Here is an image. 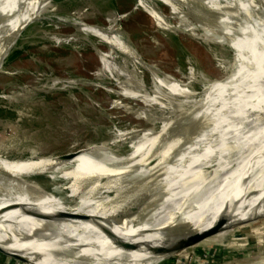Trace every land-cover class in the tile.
Returning <instances> with one entry per match:
<instances>
[{
    "label": "bare ground",
    "instance_id": "1",
    "mask_svg": "<svg viewBox=\"0 0 264 264\" xmlns=\"http://www.w3.org/2000/svg\"><path fill=\"white\" fill-rule=\"evenodd\" d=\"M2 1L0 72L20 32L52 0ZM160 1L205 30L207 42L231 47L237 69L198 96L152 71L160 88L196 106L129 155L95 146L60 163L0 159V246L7 252L34 264H161L191 250L220 216L232 223L264 217V0ZM151 2L138 5L155 16ZM87 32L135 57L116 35ZM108 57L105 70L117 74ZM50 171H63L73 194L86 196L75 208L27 194L29 185L27 193L15 191ZM116 243L141 247L131 252Z\"/></svg>",
    "mask_w": 264,
    "mask_h": 264
},
{
    "label": "rangeland",
    "instance_id": "2",
    "mask_svg": "<svg viewBox=\"0 0 264 264\" xmlns=\"http://www.w3.org/2000/svg\"><path fill=\"white\" fill-rule=\"evenodd\" d=\"M138 2L52 0L27 25L14 49L23 54L0 72V159L25 162L76 151L91 154L88 149L95 146L129 155L196 106L160 88L152 71L198 96L237 69L234 50L207 42V32L190 19L173 15L160 0L149 3L155 10L151 16ZM83 26L116 35L135 57ZM106 55L117 74L105 70ZM128 94L158 99L144 102ZM71 184L63 171H50L25 179L15 191L27 193L24 186L29 185L33 192L27 194H47L73 209L86 196L74 195ZM258 227H264V217L214 237L226 240ZM203 243L161 264L181 262ZM7 262L17 261L0 254V264Z\"/></svg>",
    "mask_w": 264,
    "mask_h": 264
},
{
    "label": "crops",
    "instance_id": "3",
    "mask_svg": "<svg viewBox=\"0 0 264 264\" xmlns=\"http://www.w3.org/2000/svg\"><path fill=\"white\" fill-rule=\"evenodd\" d=\"M203 242V248L184 257L183 261L168 264H264V227L226 240L212 237Z\"/></svg>",
    "mask_w": 264,
    "mask_h": 264
},
{
    "label": "water",
    "instance_id": "4",
    "mask_svg": "<svg viewBox=\"0 0 264 264\" xmlns=\"http://www.w3.org/2000/svg\"><path fill=\"white\" fill-rule=\"evenodd\" d=\"M2 4H3V1L0 0V6ZM22 32H23V30L20 32V34H19L16 42L13 44V46H11L9 48L7 55L3 58L2 67L6 63V60L8 59V57L14 51V49H15L17 43H18V40H19ZM82 152L83 151H76V152L65 153V154H62L60 156L51 158V161H52V163H60V162L66 161L68 159H71V158H73L75 156H78ZM176 218H179V216H177ZM207 220H208V218H203L200 221L203 222V221H207ZM231 220H230V217L227 216V215L220 216L218 218V220L216 221V223L212 226V228H214L213 231H211L210 233H207L205 235H202V236L198 237L195 240V246L198 245V244H200V243H202L203 241H205V240H207L209 238H212V237H214V236H216L218 234H221V233L225 232L229 228H233V227H237L239 225H243V224H246V223L254 222V221L258 220V218L257 219H252V218L249 219V218H247L245 220H237L236 222H233V223L231 222ZM161 232H162V230H159V231L156 232V234L161 233ZM116 246L121 247V248H124L126 250H136V249H138V248L141 247V245H137V244H125V243H116ZM0 254L3 255V256H5V257H7V258H10V259H12L14 261L23 263V264H34L29 259H27L23 254L7 252L1 246H0Z\"/></svg>",
    "mask_w": 264,
    "mask_h": 264
},
{
    "label": "trees",
    "instance_id": "5",
    "mask_svg": "<svg viewBox=\"0 0 264 264\" xmlns=\"http://www.w3.org/2000/svg\"><path fill=\"white\" fill-rule=\"evenodd\" d=\"M22 54H23L22 51L14 50L11 53V55L9 56V58L7 59L5 65L7 66V65L11 64L12 62H15ZM172 263H173V261H172Z\"/></svg>",
    "mask_w": 264,
    "mask_h": 264
},
{
    "label": "built area",
    "instance_id": "6",
    "mask_svg": "<svg viewBox=\"0 0 264 264\" xmlns=\"http://www.w3.org/2000/svg\"><path fill=\"white\" fill-rule=\"evenodd\" d=\"M6 264H23V263H20V262H16V263H13V262H7ZM188 264V263H186Z\"/></svg>",
    "mask_w": 264,
    "mask_h": 264
}]
</instances>
